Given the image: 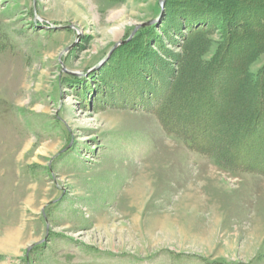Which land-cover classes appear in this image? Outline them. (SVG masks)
<instances>
[{"label": "rangeland", "instance_id": "obj_1", "mask_svg": "<svg viewBox=\"0 0 264 264\" xmlns=\"http://www.w3.org/2000/svg\"><path fill=\"white\" fill-rule=\"evenodd\" d=\"M216 4L164 0L92 69L159 0H0V264H264V160L229 144L264 114V38L228 50ZM238 54L240 128L209 143L189 98Z\"/></svg>", "mask_w": 264, "mask_h": 264}, {"label": "trees", "instance_id": "obj_2", "mask_svg": "<svg viewBox=\"0 0 264 264\" xmlns=\"http://www.w3.org/2000/svg\"><path fill=\"white\" fill-rule=\"evenodd\" d=\"M216 1L217 4L215 7L220 8L221 11H224V15L227 18L226 23V33L224 47H227L229 50L233 45L236 44L237 48L245 49L242 42L244 40H248L251 38L253 34L259 35L261 39L264 38V0H213ZM214 8V7H213ZM210 9H204L205 12L210 13ZM259 12V13H258ZM258 14V15H257ZM232 15H239L240 18L243 17L244 22L240 20L236 24H244L240 27L237 26V30H229L230 24L233 23ZM254 15V16H253ZM260 18V22L258 20H254L257 16ZM239 18V19H240ZM251 24V25H250ZM232 25V24H231ZM253 25V26H252ZM144 28V27H143ZM142 29V28H140ZM195 30V28L193 29ZM139 31V29H138ZM137 31V32H138ZM199 31V29H198ZM236 31L239 35H236ZM242 31H245L246 34H243ZM136 35V34H135ZM245 41V42H246ZM261 47H264V39L262 40ZM122 45V44H121ZM246 45V44H245ZM229 55V54H228ZM238 55H234L231 58V61H223L224 57L219 59L216 66L212 69L213 71L210 73V77L205 83L198 89H192L193 94L195 96L190 95L189 101H191L192 105L189 107L190 115L186 117H193L198 120V126L201 125L207 126L208 134L206 136V140L211 143L214 141L213 137L216 132L221 128L222 132L232 131V134L239 129L237 127V123L232 126L231 123V115L232 112V104L236 101L238 86L240 84V80L243 78L244 72V63L240 62L239 59L235 60ZM247 57V56H246ZM243 58V57H241ZM233 62V63H232ZM219 71V72H218ZM217 73H221L222 77L216 78ZM264 83V77L259 78V85ZM259 96H261L262 90L259 89ZM188 93V92H187ZM186 93V95H188ZM198 96V97H196ZM188 97V96H187ZM196 97V98H195ZM260 98V97H259ZM261 99V98H260ZM168 103V100L166 104ZM166 104H161L159 108V113H161ZM189 104V103H188ZM198 104V105H197ZM164 107V109H163ZM163 109V110H162ZM263 112V111H262ZM196 114V115H195ZM248 117L245 128L241 127L238 130L236 135V141L229 142L230 146H234L236 148V154H232L236 159L240 158V160L247 161L246 166L250 163H254V166H258L257 163L260 161L263 164L264 160V114H262L258 118ZM192 122V119H190ZM226 121L223 127H221V122ZM243 126V125H242ZM198 127V128H199ZM194 128V127H193ZM193 128H190L192 130ZM197 126L194 129H198ZM236 128V130H235ZM236 133V132H235ZM253 136V138H252ZM197 140V138H196ZM253 140L257 145L263 142V146L258 147L257 145L252 148L248 147V141ZM261 143H260V142ZM236 142L237 144H235ZM199 144V143H198ZM249 159V160H248ZM252 161V162H251ZM251 166V165H248ZM264 167V165H261ZM260 167V166H259Z\"/></svg>", "mask_w": 264, "mask_h": 264}, {"label": "water", "instance_id": "obj_3", "mask_svg": "<svg viewBox=\"0 0 264 264\" xmlns=\"http://www.w3.org/2000/svg\"><path fill=\"white\" fill-rule=\"evenodd\" d=\"M159 5H160V12L158 13V15L152 19H149L147 21L141 22V23H137L134 28L132 29L131 33L129 34V36L121 41L115 42L110 49L107 51V55L105 56L104 59H102L97 65H95L93 68H97L99 67L104 61H106V58L112 53V51L121 44H124L125 42L129 41L134 35L135 33L138 31V29L143 28V27H147V26H151L153 24H155L157 21H159V19L163 16V5H164V0H159ZM70 73H74V72H70ZM30 248V247H29ZM28 248V249H29Z\"/></svg>", "mask_w": 264, "mask_h": 264}]
</instances>
